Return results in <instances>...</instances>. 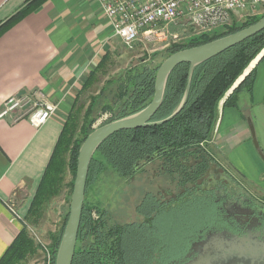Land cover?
<instances>
[{
	"label": "trees",
	"instance_id": "obj_1",
	"mask_svg": "<svg viewBox=\"0 0 264 264\" xmlns=\"http://www.w3.org/2000/svg\"><path fill=\"white\" fill-rule=\"evenodd\" d=\"M44 1L27 0L21 9L0 24V36L34 12ZM263 16L264 13L259 17H251L244 23H238L232 17L228 26L209 34L196 35L193 30L183 31L182 34L186 37L181 42L170 43L159 65L153 67L152 64H143L144 60H141L116 77L106 79L97 93L89 98V105L81 115V120L76 114V118L70 115L72 111L68 113L31 203V212L35 217L42 212L46 203L58 197L64 189L67 190L66 198L69 199L79 148L93 131L92 125L101 115H110L103 124L105 125L141 111L151 102L157 70L168 57L239 32L255 24ZM263 50L264 31L196 66L192 72L187 101L172 119L160 125L120 131L106 139L95 152L99 158H95L94 154L90 162L85 197L88 186H92L107 171V166L118 178L126 179L127 182L142 172L148 164L157 163L176 181L177 189L194 183L202 175L204 167L197 164L187 174L186 165L207 155L205 146L212 136L219 105L221 104L222 110L235 109L238 108L241 94L251 98L256 67L251 70L249 68ZM108 55L104 53L100 61L103 62ZM101 70L95 68L88 73L79 94L99 82L97 74ZM188 70V64H181L169 75L161 106L151 122L166 120L178 108L185 92ZM249 70L247 76L241 80ZM71 124L76 132L73 141L67 138L68 126ZM68 172L70 180L65 184ZM158 199L147 193L136 208V214L142 221L123 225H108V214L100 203L88 204L84 199L72 264H162L160 251L166 247L169 257L175 255L174 247L179 245V240H183V222L180 232L173 234L176 241L171 245L172 236L168 232L160 231L156 221L159 215L176 209L169 206V210H166L159 204ZM196 208L195 205L194 210L189 213L194 214ZM67 217L68 211L61 219L58 230L50 236L49 247L54 256ZM36 241L29 235L28 230H22L0 259V264H25L39 258L42 264V248ZM157 254L159 257L156 258Z\"/></svg>",
	"mask_w": 264,
	"mask_h": 264
},
{
	"label": "crops",
	"instance_id": "obj_2",
	"mask_svg": "<svg viewBox=\"0 0 264 264\" xmlns=\"http://www.w3.org/2000/svg\"><path fill=\"white\" fill-rule=\"evenodd\" d=\"M26 1L0 0V24L21 9ZM109 31L111 33L109 22L96 0H45L0 36V109L10 97L36 91L44 93L49 102H55L66 93L69 99L73 95L78 99L82 81L88 75L86 70H93L87 62L100 43L110 37H107ZM254 64L250 98L253 104L247 115L252 116L264 154V57ZM67 101L63 103L71 110ZM229 111L232 120L225 123L223 119L224 116L228 118ZM66 118L67 115L58 110L39 129L26 120L14 122L12 117L0 120V259L22 230L31 229L29 225L39 228L44 209L48 211L55 206L53 200L57 197L46 203L36 217L31 212L33 197ZM240 120L241 115L235 110H222L220 104L213 128L214 140L225 149L230 163L247 185H257L256 190L264 198V167L249 149L243 151L248 131L240 128L236 137L231 135L232 127ZM224 135L219 141L218 138ZM245 156L253 164L249 170L243 164ZM67 174L70 178L69 172ZM65 200L66 197L58 207L62 218ZM10 207L17 216L12 214Z\"/></svg>",
	"mask_w": 264,
	"mask_h": 264
},
{
	"label": "rangeland",
	"instance_id": "obj_3",
	"mask_svg": "<svg viewBox=\"0 0 264 264\" xmlns=\"http://www.w3.org/2000/svg\"><path fill=\"white\" fill-rule=\"evenodd\" d=\"M263 8L264 7L256 8L245 13H236V15L233 16L232 20H236L238 23H244L248 21L251 17H259L263 15L264 13ZM172 32H177V29H172ZM181 36L183 37L184 35L181 34ZM107 37L109 38H107L104 42L100 43L101 45L98 48V50L92 54L91 59L87 62L88 65L90 66V69H95V68L102 69L97 74L98 76L97 81L99 82L93 85L87 91L81 93L78 99L75 98L76 97L75 95L72 96L73 97L72 99L71 98L69 99L68 93H66L62 95L60 99L58 98L57 100H54L55 102H52L54 104L59 105L58 110L59 112H62L64 115H68V113L72 111L71 112L72 114L70 115L76 118V116H74L76 114L79 120H81V115L83 114L85 108L88 107L89 105V98L97 93V91L102 87L106 79L116 77L117 75L123 73L131 65L138 64L139 61L141 60H144L142 62L143 64H152L153 67L159 65L161 60L163 59V54L165 49L169 47L170 43H174L173 41H170L167 43V45L149 46L147 44H142L139 41L136 42L132 46V48L128 49L120 42V40L117 37L111 35V33L110 35L108 34ZM104 53H108L109 55L106 59H103L102 62L100 60L102 59ZM263 55H264V50L256 57L254 61L260 60L261 57H263ZM251 64L249 65V67L251 66ZM88 71L90 72V70L88 69L86 70L85 73L88 74L89 73ZM66 99L68 100L67 103L70 102L71 110H69V108H66V104L63 103L64 100ZM252 104L253 102H251V99L248 97V95L241 94L239 96L238 108L228 109L232 111L235 110L236 114L241 115L242 118V120L235 123V125L232 127L231 135L236 137L237 134L239 133L240 128L246 129L249 134L247 138L248 141L244 142L243 151L245 152L247 151V149H249L253 153L255 158L259 161L260 165L264 167V162L259 158L254 148L247 125V119H250L254 127L256 140L258 142V132L254 125L252 116L247 115L248 112H251ZM78 112H80L79 115ZM230 114H232L231 111H229L228 113V118L224 116L223 120L225 121V123L230 122V120H232ZM109 118H110L109 114L101 115L98 118V120L92 125V130L103 125L105 122L108 121ZM72 127H73L72 124L71 126H68L69 135H67V138L68 140L72 139L73 141V137L75 139L76 132H74L75 129H73ZM242 138L239 139L242 140ZM68 147L69 144L67 146V149L69 150ZM94 157L99 158L97 154H95ZM65 159L67 161V156H65ZM243 164L247 168V170L253 167L252 162L251 161L248 162L246 156ZM155 165L158 167V164ZM155 165L146 166L142 172H140L139 174H137L132 179H129L126 182L125 181L126 179L118 178L106 164L107 171L92 186L90 187L88 186L85 201L88 204H94L95 202L100 203L101 207L105 209V211L108 214V225H123L127 223L141 222L142 218L136 214V208L147 193L152 194L155 198L163 197L165 191H169L170 193H173L172 196H174L177 193L176 181L173 180L171 182L170 176L168 178L167 175L161 174L159 172V168H157ZM154 169L156 170V173L152 172V170ZM232 174L235 177V179L240 181L246 187H249V192L251 194H253L257 198L260 197V200L264 202V198H262L261 196L262 194L256 190L257 185H254L252 183L250 185H247L244 179L241 176H239L237 173H232ZM66 175L67 177L65 180V184H67L70 180V178H68L67 173ZM167 187L169 188V190H166ZM262 187L263 185H260V188ZM66 191L67 190L64 189L60 193V195L53 200L55 201L53 203L55 204L53 208L52 207L49 208L48 211H46V208L44 209L43 217L40 221L41 223L39 225V228L34 227L33 225H29V228H31L32 230L29 229L28 233L35 241L38 240L41 241L43 244H47L48 246L50 245L51 234L53 235L56 232V230H58L61 224L62 211L58 207H60L62 199L64 200V197H67L66 195L68 192ZM70 197L69 199L66 198L65 200L66 201V204H64L65 213L69 211ZM10 205H13L15 207L14 204L10 203ZM186 219H187L186 216L180 210L176 209V210H172L168 214H164L161 216L159 215L157 217L156 225L159 227L160 231H163L165 233L168 232L169 235L172 236L173 239L171 242L172 245L176 241V237L173 238V234L176 235L178 232H180V226L182 222H184ZM196 224L198 223L195 222L194 227L196 226ZM197 228H199V224L197 225ZM190 233L193 232L188 231L186 234L189 235ZM25 264H41L40 258L37 259V261L31 260Z\"/></svg>",
	"mask_w": 264,
	"mask_h": 264
},
{
	"label": "water",
	"instance_id": "obj_4",
	"mask_svg": "<svg viewBox=\"0 0 264 264\" xmlns=\"http://www.w3.org/2000/svg\"><path fill=\"white\" fill-rule=\"evenodd\" d=\"M262 31H264V16L255 24L239 32L172 54L159 66L155 76L153 98L144 109L128 117L99 126L86 137L78 151L68 217L56 250L55 264H72L84 206L89 165L100 145L117 132L160 125L172 119L187 101L192 72L196 66L247 41ZM181 64H188L189 70L180 105L166 120L151 122L161 106L169 75ZM250 70L243 75L241 80L247 76ZM247 125L254 148L259 158L264 162V154L258 145L250 119H247ZM193 253L194 257L185 264H264V240L259 239L257 234L251 232L242 237L229 233H213L200 242Z\"/></svg>",
	"mask_w": 264,
	"mask_h": 264
},
{
	"label": "built area",
	"instance_id": "obj_5",
	"mask_svg": "<svg viewBox=\"0 0 264 264\" xmlns=\"http://www.w3.org/2000/svg\"><path fill=\"white\" fill-rule=\"evenodd\" d=\"M109 22L111 33L128 49L136 42L149 46L180 42L182 32L209 34L228 26L236 13L264 7V0H96ZM177 29V32H172ZM181 34H180V33ZM191 36V35H190ZM58 104L49 102L40 91L10 97L0 109V120L28 121L41 128L58 112ZM12 214L17 216L10 207ZM38 241V240H37ZM41 245L42 264H55L47 244Z\"/></svg>",
	"mask_w": 264,
	"mask_h": 264
},
{
	"label": "flooded vegetation",
	"instance_id": "obj_6",
	"mask_svg": "<svg viewBox=\"0 0 264 264\" xmlns=\"http://www.w3.org/2000/svg\"><path fill=\"white\" fill-rule=\"evenodd\" d=\"M224 137L225 135L220 136L219 141ZM205 150L207 155L186 165V173L189 174L192 167L200 164L204 167L202 175L194 183L187 184V187L178 188L174 196L173 193L165 191L164 196L158 199L159 204L166 210L172 206L187 218L183 222V240H179V245L173 249L176 254L169 257L167 247L160 251L162 264H185L194 257L193 252L198 244L213 233H229L242 237L251 232L264 240V202L235 179L232 173L241 175L230 163L225 149L214 140L213 132ZM155 164L157 163L147 166ZM157 168L169 178V174L159 165ZM152 172L156 173V170ZM170 181L173 180L170 178ZM195 205L197 208L194 214L189 213L194 210ZM195 222L199 224V228L198 224L194 227ZM188 231L193 233L187 235Z\"/></svg>",
	"mask_w": 264,
	"mask_h": 264
}]
</instances>
